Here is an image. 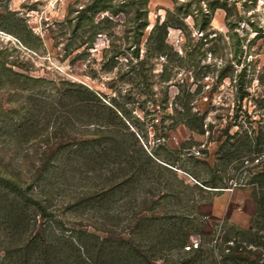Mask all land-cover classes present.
I'll return each mask as SVG.
<instances>
[{
	"label": "rangeland",
	"instance_id": "rangeland-1",
	"mask_svg": "<svg viewBox=\"0 0 264 264\" xmlns=\"http://www.w3.org/2000/svg\"><path fill=\"white\" fill-rule=\"evenodd\" d=\"M138 1L0 0V169L34 182L31 172L48 142L56 148L94 137L93 114L78 107L79 97L90 95L65 93L77 90L75 83L84 85L119 111L114 124L125 139L124 125L134 131L154 162L147 166L148 180L108 196L106 207H72L107 186L103 179L116 166L86 165L83 157L73 161L60 150L45 180L30 184L47 199L49 220L58 221L54 227L101 229L104 214L111 231L129 240L135 211V219L168 217L156 228L174 214L189 215L188 244L202 245L209 262L226 263L222 238L230 232L239 251L227 263L264 264V248L257 246L264 239V151L253 160V153L239 151L246 135L264 148V0H147L143 64L134 61L132 68L127 47ZM110 5L115 14L97 12ZM165 19L176 27L168 31V57H157L147 38ZM177 105L200 115L204 133L174 123ZM135 154L144 156L142 150ZM246 230L257 244L246 245ZM12 241L0 219V264ZM173 255L168 261L179 252Z\"/></svg>",
	"mask_w": 264,
	"mask_h": 264
},
{
	"label": "trees",
	"instance_id": "trees-1",
	"mask_svg": "<svg viewBox=\"0 0 264 264\" xmlns=\"http://www.w3.org/2000/svg\"><path fill=\"white\" fill-rule=\"evenodd\" d=\"M129 4L131 6L130 2ZM129 4L122 3L121 6ZM147 4V0L144 5L142 1H138L136 5L139 6H136L133 11L132 21L134 23L129 30L130 41L127 47L128 50L131 49L128 63L132 68H135V63L138 65L143 64V60L139 58L142 37L149 26ZM112 8V5L100 7L97 8V12L109 11L115 14L116 12ZM170 27H176V25L170 22L169 19H165L161 23L157 22L151 29L147 38V45L153 55L157 57L168 55L167 35ZM73 86L77 90H74L75 88L73 90L69 89L65 93L77 95L81 92L91 97L89 99L83 96L79 97L78 107L90 109L93 114L96 120V123L93 124L97 126L96 132L93 133L94 137L65 145L59 144L56 148L48 142L47 148L42 153L40 165L36 166L35 170L31 172L32 178L34 182L43 178L45 180L44 176L48 172L52 158L62 149L67 150L69 157L72 156L70 160L73 161L83 157L87 163L86 165L96 164L99 168H109L110 166L113 168V166H116L113 169L115 172L111 173V169L109 174L112 175L103 179L104 184H107V186L101 185L102 187L97 188V190L92 189L72 205V207L78 205L88 208L99 205L100 208H103L106 205L108 196L121 193L126 186L138 185V183H143L145 179L148 180L150 174L147 166L154 161L139 146V140L134 131H130L124 125L129 135L128 139H125L126 133H123L114 124L115 120L119 119V111L102 103L93 90L88 87L76 83ZM81 89L82 91H79ZM101 109H105L106 113L102 112ZM191 109L188 105L174 107V123L183 121L186 127L201 128L203 125L202 118L198 113L191 115ZM68 126V123L65 122V124L59 125V128L63 131ZM196 130L197 133H204L202 128ZM245 137L239 151H249L253 153L252 160L256 159L262 150L264 151V148H259L262 143L258 141L253 143L250 136L246 135ZM141 150L144 156L140 154L138 157L135 153H141ZM34 182L30 181L27 184L21 180L20 175L16 172L9 174L0 169V219L2 227L7 230L10 241L14 239L16 241L25 240L24 245L19 246L15 241L10 250H6V253L4 251L5 254L1 258V264L6 260L8 264H155L158 259L163 260L162 264L215 263L209 262L205 257L207 251L204 250L202 245L196 244L194 247L188 244L191 236L188 221L192 216L185 217L182 214H178V216L174 214L173 217H170L171 220L167 221L170 223L158 225V228H156V223H161L165 221L163 219L168 217L143 215L141 218L135 219L139 214L138 211H135L131 218L134 221V227L131 228L133 236L129 240L121 237L120 233L111 231L104 214L101 217L104 219L101 229L65 228L62 223H59L60 227H54V223L58 221L49 220L51 215L46 205L47 199L42 198L40 193L37 194L33 191L30 184ZM205 186L219 188L215 184H205ZM261 212L264 217V210H261ZM38 217L43 222L37 225ZM243 235L244 239L247 240L246 245L257 242L255 235L251 234L250 231H244ZM146 238L149 239L147 240L149 243L147 249L143 248L144 242H142ZM233 238L230 232L225 233L222 238L225 245L221 248V256L226 262L224 264H229L227 263L229 261L234 262L236 259L235 254L239 251ZM257 246L264 248V239L262 241L258 239ZM246 247H243L242 250L253 253L250 249H245ZM174 250L178 251L179 255L172 262L168 261L169 257L174 256ZM258 253L262 254L260 251Z\"/></svg>",
	"mask_w": 264,
	"mask_h": 264
}]
</instances>
